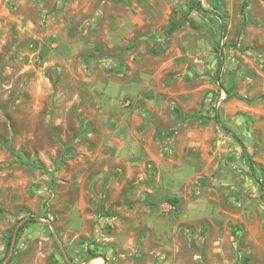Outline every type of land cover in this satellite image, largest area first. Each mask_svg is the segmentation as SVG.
<instances>
[{"label":"rangeland","instance_id":"1","mask_svg":"<svg viewBox=\"0 0 264 264\" xmlns=\"http://www.w3.org/2000/svg\"><path fill=\"white\" fill-rule=\"evenodd\" d=\"M193 1L0 0V264H264V0Z\"/></svg>","mask_w":264,"mask_h":264},{"label":"trees","instance_id":"2","mask_svg":"<svg viewBox=\"0 0 264 264\" xmlns=\"http://www.w3.org/2000/svg\"><path fill=\"white\" fill-rule=\"evenodd\" d=\"M208 1L211 2V0H208ZM192 5H193V9L196 10V11L207 12V9H205V7H204V5H203V3H202L201 0H194ZM215 6H216L218 9H220V10L222 11V7H221V5H220L218 2L215 3ZM187 20L190 22V24H191L192 26H197V23L195 22V20H194L193 18H189V17H187ZM217 117L219 118V115H218V114H217ZM221 124H223V123L221 122ZM234 137L237 138L238 141L240 142V144H241V146H242V148H243V155H244L245 158L249 161L250 165L253 167L254 164L252 163V161H250L251 159H250L249 153H248V151H247L246 145H245V144L243 143V141H242L239 137H237L235 134H234ZM261 187H262V189L264 190V185H263L262 183H261ZM29 214H30L29 211H26V212H25V216H26V215H29ZM32 222H35V220H34V219L27 220L25 223H23V224L20 226V228H19V230H18L17 244H18L19 238H20V236H21V233H22V232L26 229V227H27L30 223H32ZM13 235H14V233L12 232L11 235H10V237H9V238L7 239V241H6L7 249H9V247L11 246Z\"/></svg>","mask_w":264,"mask_h":264},{"label":"water","instance_id":"3","mask_svg":"<svg viewBox=\"0 0 264 264\" xmlns=\"http://www.w3.org/2000/svg\"><path fill=\"white\" fill-rule=\"evenodd\" d=\"M29 218H30V217H25V218L21 219V220L18 222V224L16 225V228H15V231H14V236H13L12 243H11L10 254H9V256L5 259V261H4L3 264H6V263L9 261L10 256H11V254H12L13 251H14V246H15V244H16V239H17V235H18L19 227H20V226H21L26 220H28ZM37 219H39V218L37 217ZM53 232H54V234L56 235L57 240H58V242L60 243V245H61V247H62V251H63V253H64V255H65V259H66L70 264H73V262H72V261L68 258V256L65 254V250H64V248H63V246H62V244H61V242H60V240H59V238H58V236H57V234H56L55 229H53Z\"/></svg>","mask_w":264,"mask_h":264},{"label":"crops","instance_id":"4","mask_svg":"<svg viewBox=\"0 0 264 264\" xmlns=\"http://www.w3.org/2000/svg\"><path fill=\"white\" fill-rule=\"evenodd\" d=\"M234 135V134H233Z\"/></svg>","mask_w":264,"mask_h":264}]
</instances>
